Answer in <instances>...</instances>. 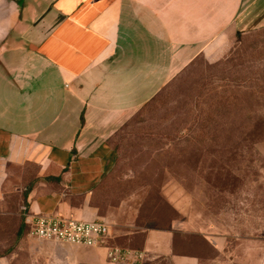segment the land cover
Wrapping results in <instances>:
<instances>
[{
    "label": "crops",
    "instance_id": "crops-1",
    "mask_svg": "<svg viewBox=\"0 0 264 264\" xmlns=\"http://www.w3.org/2000/svg\"><path fill=\"white\" fill-rule=\"evenodd\" d=\"M258 2L0 0V199L25 182L32 214L107 222L90 264H200L174 252L176 221L155 226L113 202L112 137L166 86L176 60L218 59ZM127 238L147 262L108 260L106 245Z\"/></svg>",
    "mask_w": 264,
    "mask_h": 264
},
{
    "label": "rangeland",
    "instance_id": "rangeland-1",
    "mask_svg": "<svg viewBox=\"0 0 264 264\" xmlns=\"http://www.w3.org/2000/svg\"><path fill=\"white\" fill-rule=\"evenodd\" d=\"M245 24L218 59L176 60L112 137L113 202L155 226L176 221L174 252L200 264H264V0ZM25 184L0 199V264H90L94 248L29 234Z\"/></svg>",
    "mask_w": 264,
    "mask_h": 264
},
{
    "label": "built area",
    "instance_id": "built-area-1",
    "mask_svg": "<svg viewBox=\"0 0 264 264\" xmlns=\"http://www.w3.org/2000/svg\"><path fill=\"white\" fill-rule=\"evenodd\" d=\"M29 234L37 239L70 243L87 247L105 245L111 235L104 220H77L61 214L25 213ZM108 260L112 262H142L144 252L118 245H106Z\"/></svg>",
    "mask_w": 264,
    "mask_h": 264
},
{
    "label": "trees",
    "instance_id": "trees-1",
    "mask_svg": "<svg viewBox=\"0 0 264 264\" xmlns=\"http://www.w3.org/2000/svg\"><path fill=\"white\" fill-rule=\"evenodd\" d=\"M25 191H27V190H25Z\"/></svg>",
    "mask_w": 264,
    "mask_h": 264
}]
</instances>
